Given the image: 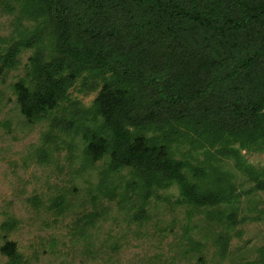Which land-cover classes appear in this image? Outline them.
<instances>
[{
    "label": "trees",
    "instance_id": "trees-1",
    "mask_svg": "<svg viewBox=\"0 0 264 264\" xmlns=\"http://www.w3.org/2000/svg\"><path fill=\"white\" fill-rule=\"evenodd\" d=\"M14 2L0 0V9L13 12ZM22 13L41 25L0 56L8 72L24 50L37 49L12 86L21 114L39 123L69 101L70 116L52 127L80 134L91 165L108 158L109 175L128 172L139 220L156 192L174 185L180 204L232 205L233 185L209 164L215 154L264 192L263 175L242 155L264 150V0H22ZM79 81L98 91L89 108L68 97ZM182 145L189 149L179 158ZM199 150L206 159L194 164L189 156ZM66 206L64 197L53 202ZM1 253L28 264L15 242Z\"/></svg>",
    "mask_w": 264,
    "mask_h": 264
},
{
    "label": "rangeland",
    "instance_id": "rangeland-1",
    "mask_svg": "<svg viewBox=\"0 0 264 264\" xmlns=\"http://www.w3.org/2000/svg\"><path fill=\"white\" fill-rule=\"evenodd\" d=\"M12 5L13 12L0 9V56L42 22L24 16L22 0ZM46 27L49 61L53 27ZM36 51L24 50L14 69L0 72V264H12L1 253L7 241L28 264H264V192L234 160L215 154L209 162L233 185L232 205L180 204L174 185L157 191L147 218L139 220L142 202L127 186L128 172L109 175L108 158L91 165L80 134L52 127L53 118L72 112L69 101L29 124L12 86L25 77ZM97 95L79 81L68 97L89 108ZM180 148L179 158L189 146ZM196 152L189 159L203 162V150ZM242 155L264 178V150ZM61 197L62 211L53 207ZM233 211L235 223L228 219ZM209 212L218 217L210 219Z\"/></svg>",
    "mask_w": 264,
    "mask_h": 264
}]
</instances>
